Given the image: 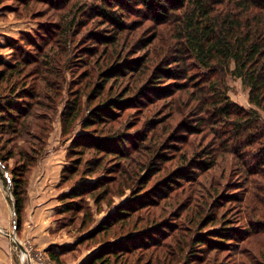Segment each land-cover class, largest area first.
<instances>
[{"label": "rangeland", "instance_id": "rangeland-1", "mask_svg": "<svg viewBox=\"0 0 264 264\" xmlns=\"http://www.w3.org/2000/svg\"><path fill=\"white\" fill-rule=\"evenodd\" d=\"M151 1L0 0V64H22L19 87L5 84L0 92L23 96L31 111L20 134L6 135L1 145L39 158L27 188L32 212L25 210L18 228L12 173L0 162V250L7 253L0 264L55 263L51 252L64 264H84L106 241H131L136 249L110 264H188L199 233L219 227L236 238L207 250L200 264H264V177L246 170L259 151L233 152L232 119L212 114L219 93L194 88L204 72L179 61L182 20L193 5L166 17L157 13L162 0ZM220 89L264 115L236 75L229 73ZM113 97L123 101L84 127L91 111ZM74 103L77 118L67 114ZM114 134L128 136L125 154H105L90 142L68 156L78 135L94 141ZM69 165L80 169L59 189L55 177ZM83 178L100 188L84 198V211H64L59 194ZM40 201L46 208L36 214Z\"/></svg>", "mask_w": 264, "mask_h": 264}, {"label": "trees", "instance_id": "trees-1", "mask_svg": "<svg viewBox=\"0 0 264 264\" xmlns=\"http://www.w3.org/2000/svg\"><path fill=\"white\" fill-rule=\"evenodd\" d=\"M181 1L162 0L156 2L154 0L158 4V15L166 17L181 9L186 3V8L191 4L193 5L187 11L189 13L185 19L182 20L184 24L183 34L179 37L183 39L184 43H181L180 52L182 55L178 57L180 58L179 61L182 58L185 63L191 62L187 71L200 68L201 72H204L194 80V88L203 92L215 90L219 93V98L213 103L215 109L212 114L217 118L216 120H220L221 116L225 120L232 119L227 133L235 149L234 153L243 154L249 147L259 151L258 155L255 154V157H252L250 167L246 170L248 174L258 175L262 178L264 177V115L257 109L246 111L229 101L224 92L220 94V87L229 73L236 75L249 86L250 102L259 110L264 111V0H186L185 3H181ZM154 2L151 1V3ZM231 3L237 4L238 10L234 9L233 5L231 9H228L227 7ZM219 6L222 7L219 8ZM104 12H107L106 8ZM108 15L116 19L111 13ZM21 65V63L13 65L5 62L0 64V89L5 84L7 88L13 90L19 87ZM187 73L181 72L183 78H189ZM157 78L153 83L159 82L162 75H158ZM153 86L151 85V87ZM9 96L6 93L4 95V90L0 92V162L12 173L9 185L14 196L18 228L23 223L28 202L27 188L30 176L36 168L39 158L25 159L21 151L1 145L2 139L6 135L20 134L19 131L23 122L31 116L27 102L20 103L24 99L23 96L17 94L16 99ZM121 101H123L122 98L113 97L109 101L106 100L101 103L91 111L90 116L84 120L83 126L88 128L90 122L106 119ZM77 108L78 104L74 103L69 107L67 114L72 115V118H77ZM236 120L237 122L234 123ZM36 127L39 125L37 124ZM93 140L90 141L80 135L74 137L68 156L75 157L77 154H81L84 149L89 147L90 142L103 150L105 154H125L124 149L127 147L129 138L127 135L114 134L110 137L97 136ZM45 147L46 145L43 146V149ZM17 156H19L16 159L18 164L10 169V160L17 158ZM78 158L77 156L76 159ZM187 160L185 157L184 162ZM90 168L92 171L94 170V167ZM79 169V166H65L57 187L63 189L64 184ZM99 188L100 182L86 181L84 178L76 181L68 191L59 194L60 199L66 201L63 210L67 212L71 210H75V212L84 211L86 208L83 203L84 198L94 195ZM119 214H123V211H119ZM107 227L108 225L102 226V228ZM228 229L230 227H219L209 233L200 232L196 238V245L201 247L197 248L196 245L193 247L191 256L194 260L188 264H200L210 249H219L227 245L230 238H236L234 233H230V231L226 233ZM111 242L101 243L93 253L92 259L84 264H110L112 256L118 259L122 258L124 254H130L132 250H136L133 245H130L131 241ZM50 256L56 264H64L57 253L51 252Z\"/></svg>", "mask_w": 264, "mask_h": 264}, {"label": "crops", "instance_id": "crops-1", "mask_svg": "<svg viewBox=\"0 0 264 264\" xmlns=\"http://www.w3.org/2000/svg\"><path fill=\"white\" fill-rule=\"evenodd\" d=\"M59 172H60V170H59ZM32 175V174H31ZM60 177H61V172L59 173V174H57V176L55 177V186L57 187L58 186V183L60 182ZM31 180V179H30ZM58 188V187H57ZM56 198H57V196H56ZM56 198H53L52 200L53 201H56L55 199ZM37 205V210L35 211L36 212V214H38V213H40L41 211H43L45 208H46V206H44V203L42 202V201H40V203H36ZM31 207H33V205L32 204H29V206H27V209H26V212H28L27 213V216L29 217L30 216V214H31ZM30 208V209H29ZM42 238L43 239H46L47 238V236L46 235H44V236H42ZM51 241H53L51 238H50V243H51ZM49 241L48 240H45V242L43 243V246H45L47 243H48ZM0 254H3V255H7V253L4 251V250H0ZM7 264H9V263H7ZM49 264H55V263H49Z\"/></svg>", "mask_w": 264, "mask_h": 264}, {"label": "water", "instance_id": "water-1", "mask_svg": "<svg viewBox=\"0 0 264 264\" xmlns=\"http://www.w3.org/2000/svg\"><path fill=\"white\" fill-rule=\"evenodd\" d=\"M15 240H17V239H15ZM17 242L22 247V249L25 250V248L23 247L22 243H20L19 241H17Z\"/></svg>", "mask_w": 264, "mask_h": 264}, {"label": "bare ground", "instance_id": "bare-ground-1", "mask_svg": "<svg viewBox=\"0 0 264 264\" xmlns=\"http://www.w3.org/2000/svg\"><path fill=\"white\" fill-rule=\"evenodd\" d=\"M27 253V252H26Z\"/></svg>", "mask_w": 264, "mask_h": 264}]
</instances>
